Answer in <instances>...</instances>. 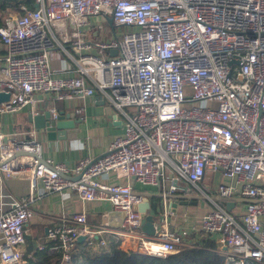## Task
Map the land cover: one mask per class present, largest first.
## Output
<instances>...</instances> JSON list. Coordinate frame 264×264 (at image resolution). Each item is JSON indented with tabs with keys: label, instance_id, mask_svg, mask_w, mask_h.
Returning a JSON list of instances; mask_svg holds the SVG:
<instances>
[{
	"label": "built area",
	"instance_id": "obj_1",
	"mask_svg": "<svg viewBox=\"0 0 264 264\" xmlns=\"http://www.w3.org/2000/svg\"><path fill=\"white\" fill-rule=\"evenodd\" d=\"M34 5L10 11L0 25L5 50L0 92L10 94L0 102V117L23 110L38 114V103H45L55 119L56 102L85 101L98 92L117 110L122 133L103 156L82 157L68 167L41 159L34 131L0 128V176L26 179L30 196L69 192L82 202L108 203L121 215L135 251L150 256L184 248L191 231L170 232L164 219L154 236L143 233L138 209L143 197L132 183L163 190L169 180L162 197L170 219L175 213L164 197L181 189L182 180L185 193L204 197L197 200V208H204L197 229L223 264H264V0H34ZM67 24L73 31L63 41L77 54V74L58 77L50 67L51 30L61 33ZM207 173L234 183L208 192L202 184ZM238 198L249 202L227 211L226 203ZM9 206L3 211L0 204V264H27L22 246L34 212L27 197ZM183 217L186 222V213ZM109 234L119 235L106 221L90 228L86 214L75 212L47 227L36 250L70 264L80 237L92 247L104 245Z\"/></svg>",
	"mask_w": 264,
	"mask_h": 264
},
{
	"label": "crops",
	"instance_id": "obj_2",
	"mask_svg": "<svg viewBox=\"0 0 264 264\" xmlns=\"http://www.w3.org/2000/svg\"><path fill=\"white\" fill-rule=\"evenodd\" d=\"M72 31V27L69 24L66 25L61 33L51 30L55 47L50 55V67L54 75L58 77L75 76L77 74L74 71L77 54L69 42L63 41L66 37L71 36ZM85 34L86 39H92L91 31H87ZM4 54V48H0V57ZM41 97L43 96L39 98ZM55 105L58 112H62L67 119L73 116V120L78 122L66 140L49 141L46 139L44 132L33 129L27 123L28 110H23L7 117H0V128L8 130L7 132L10 133L34 131L35 138L41 145V159L52 163H63L68 167H72L82 157L97 159L103 156L113 139L122 133V119L117 110L98 92H95L92 97L85 101H75L74 103L56 102ZM37 106L40 113L47 110L45 103H38ZM78 108L81 109L80 113L75 112ZM3 125L6 126L2 127ZM212 175L222 178V184L230 185L234 183V180L226 178L220 173ZM109 181L116 182L111 176H109ZM121 182L123 183L124 181ZM170 184L171 182L167 180L162 190L157 186H142L132 183L134 192L139 195H148L150 209L147 213L153 214L156 220L164 211L162 193L168 192ZM178 185L181 189H177L173 194H170L173 195L174 199L167 200L166 203L168 201L174 203L175 200L179 202L180 198L178 199V197L182 195L195 197L193 191L185 193L183 190L187 185L185 181H180ZM29 194L30 190L26 179H7L3 174L0 176V204L2 205V210L8 211L10 209L9 203L12 199L27 197L29 199V208L34 212V217L25 226V243L22 246L23 259L27 264L28 259L34 257L37 251L36 246L45 241L47 227L59 221L62 215L81 211L86 214L87 224L90 228H95L101 222L106 221L109 227L117 231L119 235H105L103 237L106 240L104 245L96 243L92 247H88L83 238L78 240L74 251L76 263H82L93 255L109 252L114 246H118L124 251H135L133 237L121 227V215L112 211L108 203L102 201L82 202L75 194L69 192L64 194L48 193L42 196H39L37 191L32 196ZM187 201L190 203L191 200L188 199ZM197 206L199 205L177 204L175 214L168 219V226H171L172 231H178L182 227L191 231L183 241L184 247L201 246L206 241L196 226L201 214L193 215V217L192 215L187 216V213H194L199 208ZM185 213L186 222L184 220L185 217H183Z\"/></svg>",
	"mask_w": 264,
	"mask_h": 264
},
{
	"label": "trees",
	"instance_id": "obj_3",
	"mask_svg": "<svg viewBox=\"0 0 264 264\" xmlns=\"http://www.w3.org/2000/svg\"><path fill=\"white\" fill-rule=\"evenodd\" d=\"M21 5L32 9L34 0H0V25L3 17L10 11L21 12ZM213 249L214 244L205 241L201 246L184 247L165 256H150L114 246L109 252L88 257L82 263H76L74 255L70 264H223L222 257ZM55 260H59V257L36 251L34 257L28 259V264H57L58 261Z\"/></svg>",
	"mask_w": 264,
	"mask_h": 264
},
{
	"label": "water",
	"instance_id": "obj_4",
	"mask_svg": "<svg viewBox=\"0 0 264 264\" xmlns=\"http://www.w3.org/2000/svg\"><path fill=\"white\" fill-rule=\"evenodd\" d=\"M34 8H37L36 5H34ZM108 23H111L110 19L107 20ZM111 55H115L116 51L113 50L110 53ZM10 94L7 92H0V102L6 101L9 98ZM27 123L35 130L41 131L45 133L46 139L49 141H55V140H66L70 136V132L75 128V125L78 123L77 121L73 120V116L71 118L67 119L66 116L62 112H59L58 116L53 119L51 117V114L48 110H45L42 113L38 114H32L31 112H27ZM143 197L142 203L139 205L138 209L143 214V218L141 221V230L143 233H145L147 236H154L156 234V228H159L161 223L164 221V219L168 220L169 217L166 215V213L163 211L161 215L158 216L157 220L154 219L153 214L147 213V211L150 209V203L148 199V195H141ZM161 197V195H160ZM166 200L174 199L173 195H166L164 197ZM180 201L178 202L175 200L174 203H171L168 201L167 203V210L169 212L175 213L177 204L178 205H187L192 204L196 205L197 200L203 199L204 197H197V196H180ZM190 199V203L187 201ZM249 202L248 199L244 198H238L234 199L232 201H229L225 205V209L227 211H230L234 206L235 203H247ZM165 208H163L164 210ZM168 230L171 232L172 228L171 226L168 227ZM82 237H80L78 240H81Z\"/></svg>",
	"mask_w": 264,
	"mask_h": 264
},
{
	"label": "rangeland",
	"instance_id": "obj_5",
	"mask_svg": "<svg viewBox=\"0 0 264 264\" xmlns=\"http://www.w3.org/2000/svg\"><path fill=\"white\" fill-rule=\"evenodd\" d=\"M102 23H103V21H102ZM103 27H104L105 31H109L110 30V23H108V21L104 22L103 23ZM4 126H6V125H3L2 127H4ZM5 131H8V130H5ZM165 173L166 174L168 173V169L165 170ZM179 181L182 182V180H179ZM221 182H223L222 178L220 179V178H217V176H215V175L211 176L210 173H207L205 175L204 179H203V183L202 184H203V187H205L208 192H214L215 185L220 184ZM206 206H208V205H206ZM189 211H191V210L189 209ZM203 211H204V208H198L194 213L191 211L192 214L187 213V216H191L192 215V217H193V215H199V214L203 213ZM197 223H196V226H197Z\"/></svg>",
	"mask_w": 264,
	"mask_h": 264
}]
</instances>
